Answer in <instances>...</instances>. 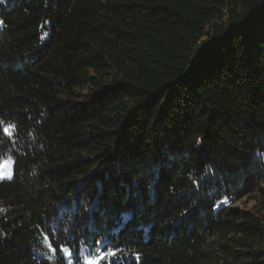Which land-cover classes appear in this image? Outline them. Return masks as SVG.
<instances>
[{
  "label": "trees",
  "instance_id": "1",
  "mask_svg": "<svg viewBox=\"0 0 264 264\" xmlns=\"http://www.w3.org/2000/svg\"><path fill=\"white\" fill-rule=\"evenodd\" d=\"M3 160L0 264H264V0H0Z\"/></svg>",
  "mask_w": 264,
  "mask_h": 264
},
{
  "label": "snow or ice",
  "instance_id": "2",
  "mask_svg": "<svg viewBox=\"0 0 264 264\" xmlns=\"http://www.w3.org/2000/svg\"><path fill=\"white\" fill-rule=\"evenodd\" d=\"M4 131L11 135L10 128H5ZM0 211H4L3 209H0ZM97 243H101L100 241H97ZM49 249L52 252H56V248L52 246L51 243H49ZM60 250L63 251L66 255L71 256L72 250L68 247H65L63 245L60 246ZM122 249L119 247H107L104 248H96L94 250L95 254L91 255L90 257H86L87 264H103V261L108 260L109 264H115V262L120 261L123 259L122 256ZM135 258L138 261L139 260V253L135 254Z\"/></svg>",
  "mask_w": 264,
  "mask_h": 264
},
{
  "label": "rangeland",
  "instance_id": "3",
  "mask_svg": "<svg viewBox=\"0 0 264 264\" xmlns=\"http://www.w3.org/2000/svg\"><path fill=\"white\" fill-rule=\"evenodd\" d=\"M12 166L13 162L11 160H3L0 164V181L9 180L12 177ZM254 198V197H252ZM256 204V201L254 199L250 198H244L241 201H239L236 206L242 208V209H251ZM1 207H3L0 204ZM85 264L87 262L85 261Z\"/></svg>",
  "mask_w": 264,
  "mask_h": 264
}]
</instances>
